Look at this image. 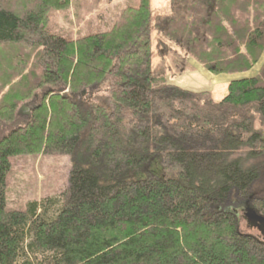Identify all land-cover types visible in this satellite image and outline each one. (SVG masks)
<instances>
[{"label":"trees","instance_id":"1","mask_svg":"<svg viewBox=\"0 0 264 264\" xmlns=\"http://www.w3.org/2000/svg\"><path fill=\"white\" fill-rule=\"evenodd\" d=\"M23 1L0 0V73L1 50L35 46L10 52L26 101L0 102V264H264V239L239 230L246 206L264 215V62L218 102L167 81L258 65L264 0H172L157 73L150 0L76 39L47 28L70 0ZM38 154L69 157L66 190L10 209L11 161Z\"/></svg>","mask_w":264,"mask_h":264},{"label":"rangeland","instance_id":"2","mask_svg":"<svg viewBox=\"0 0 264 264\" xmlns=\"http://www.w3.org/2000/svg\"><path fill=\"white\" fill-rule=\"evenodd\" d=\"M27 1L25 0L22 3L29 6ZM137 2L138 0H70L68 7L65 9L50 12L47 28L53 33H60L63 36L68 37L71 35L73 39L94 32H108L115 24H120L123 21L126 9L133 5L136 6ZM13 3H16V1H13ZM171 9L172 0H150L152 16L150 33L153 37L151 50L156 73L160 70L161 53L157 48V40L155 43V36L157 38L158 35L157 31H152L155 30L153 24L155 19L171 15ZM31 47L33 48L25 45L1 50L3 58L8 61V64L10 63V67H8L9 72L0 73V86H3V81L6 82L3 88L0 87V102L3 96H22L26 92V88L21 89L18 86L27 83L32 84L29 79L20 80L21 82L14 79L15 67H12L11 63H16L13 59L9 60L10 52L16 50H18V54H22L24 57L28 56L31 60L32 55L29 53L35 51V46L32 44ZM261 66L262 64L260 68ZM259 70L255 73H259ZM253 73H250V75ZM241 75L243 74L211 75L203 71H184L180 74L173 72L168 74L167 81L191 92H208L213 101L218 102L226 95L227 85L237 77H242ZM29 91H33V89ZM104 91L95 92L94 95L87 93L93 97L106 98L107 94ZM24 98L25 96H22V100L17 103L20 104L26 101ZM126 119L128 118L126 117ZM256 128L258 129L259 126ZM70 168L71 162L67 156L38 154L14 158L11 161V171L7 177L8 193L6 199L8 207L18 209L29 200H37L45 195L63 192L68 186ZM262 187H264V184ZM239 230L255 237L259 236L258 231L249 229L246 223L240 224Z\"/></svg>","mask_w":264,"mask_h":264},{"label":"water","instance_id":"3","mask_svg":"<svg viewBox=\"0 0 264 264\" xmlns=\"http://www.w3.org/2000/svg\"><path fill=\"white\" fill-rule=\"evenodd\" d=\"M18 115L28 116L29 111L24 106L18 110ZM244 218L249 229H255L264 239V215L259 214L253 207L246 206L244 209Z\"/></svg>","mask_w":264,"mask_h":264},{"label":"crops","instance_id":"4","mask_svg":"<svg viewBox=\"0 0 264 264\" xmlns=\"http://www.w3.org/2000/svg\"><path fill=\"white\" fill-rule=\"evenodd\" d=\"M263 62H264V59L262 58V59L260 60V62H259L258 65H256L255 67H253V69L250 70L249 72L242 73L243 75H241L242 77H240V78H250V77H254L255 75H257V73H255V72H256V71L258 72V70L260 69V65H261ZM185 71L196 72V71H202V70H200V69H198V68H197V69L194 68L193 63H192V64H190V68L186 69ZM203 72H204V71H203ZM253 72H254L255 74H254ZM183 73H184V71H183ZM250 73H253V74L250 75ZM236 75H240V74H236ZM232 77H234V76H232ZM240 78L237 77L235 80L240 79Z\"/></svg>","mask_w":264,"mask_h":264}]
</instances>
